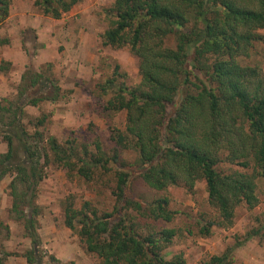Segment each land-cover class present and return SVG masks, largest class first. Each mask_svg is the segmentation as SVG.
Instances as JSON below:
<instances>
[{"label":"trees","instance_id":"16d2710c","mask_svg":"<svg viewBox=\"0 0 264 264\" xmlns=\"http://www.w3.org/2000/svg\"><path fill=\"white\" fill-rule=\"evenodd\" d=\"M79 1L33 0V5L44 16L60 19ZM8 14L9 2L0 0V24ZM106 16L109 26L100 36L102 46L128 48L138 59L140 75L139 84L128 87L116 67L98 86L109 96L104 111L126 114L125 131L111 132L113 156L107 158L99 145L90 155L84 148L76 150L71 141L62 146L52 137L46 140L47 153L42 133L37 129L30 134L20 124V105L12 111V103L0 104V125L6 126L0 182L12 176L9 213L23 223L36 246L34 199L46 179L48 154L69 177L86 181L93 180L97 169L110 168L116 178L112 211L99 215L89 203L77 210L68 201L66 228L76 232L86 252L102 264H185L181 256L166 259L175 231L154 226L174 219L168 200L138 201L129 192L130 184L137 175L160 192L179 185L192 190L204 181L209 204L228 225L240 204L249 209L258 204L256 181L264 179V74L241 66L237 58L247 56L264 39L258 34L264 30V0H113ZM169 36L174 49L164 48ZM41 78L42 74L34 75L29 86ZM57 92L58 88L56 96ZM41 100L29 104L36 106ZM43 124L41 119L36 126ZM128 149L138 152L136 167L119 164L120 150ZM223 162L250 174L220 171ZM211 227L203 228L202 234L207 236ZM3 230L7 227L0 221V235ZM232 250L205 264H230ZM25 258L28 264H41L34 249ZM4 262L1 256L0 264Z\"/></svg>","mask_w":264,"mask_h":264},{"label":"rangeland","instance_id":"374dc122","mask_svg":"<svg viewBox=\"0 0 264 264\" xmlns=\"http://www.w3.org/2000/svg\"><path fill=\"white\" fill-rule=\"evenodd\" d=\"M7 1L9 14L0 24V104L12 103V111L20 105L23 112L20 124L30 134L37 129L42 133L47 153L46 140L52 137L62 146L71 141L76 150L84 148L90 155L97 152L99 145L106 157L111 158L115 147L110 139L112 129L125 131L126 114L104 111L109 96L98 86L112 76L116 67L128 87L140 82L138 59L128 48L101 44L100 36L109 26L106 14L113 0H80L60 19L41 14L33 0ZM258 34L264 38V30ZM164 48H175L171 36L164 41ZM237 61L264 74V39ZM36 74H42V82L29 86ZM55 88L59 89L57 96ZM40 98L36 106L29 104L30 100ZM41 119L44 124L36 126ZM5 129L1 124L0 153L6 151L2 139ZM50 155L46 179L39 184L34 199L36 246L23 223L9 213L12 198L8 186L12 176L0 182V221L7 227L0 235V257H5L4 264H28L25 256L34 249L41 264H102L96 255L86 252L76 232L66 228L64 207L70 201L79 210L89 203L99 215L111 212L115 204L114 172L99 168L91 181L69 177L66 170L51 162ZM118 158L119 164L136 167L138 152L120 150ZM218 170L250 174V170L226 162L219 164ZM129 192L143 203L166 198L169 209L175 212L170 223H154L158 230L175 231L172 245L165 251L167 260L181 256L185 264H205L211 257L222 256L233 248L230 264H264V179L256 181L258 204L252 209L244 203L236 207L231 225L223 223L218 210L209 204L204 181L196 182L192 190L179 185L159 192L134 175ZM209 224H212L210 232L204 236L202 230ZM251 233L258 234L246 239Z\"/></svg>","mask_w":264,"mask_h":264}]
</instances>
